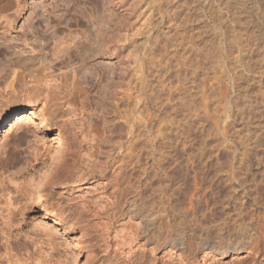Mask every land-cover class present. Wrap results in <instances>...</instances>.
<instances>
[{"label": "rangeland", "instance_id": "obj_1", "mask_svg": "<svg viewBox=\"0 0 264 264\" xmlns=\"http://www.w3.org/2000/svg\"><path fill=\"white\" fill-rule=\"evenodd\" d=\"M8 18L13 19V22ZM93 25L107 27L108 36H113L109 38L111 55L97 57L87 64L82 62L76 64L74 60L73 66L66 63L68 60L62 64L54 59L52 54L57 49L56 42L70 36L73 37L72 40L74 38L77 40L84 35L85 30L88 32L89 29L92 30ZM95 34L94 31L92 36L94 37ZM119 35L125 37L123 46L118 42ZM149 51L151 55H148ZM154 51L157 56L154 55ZM144 53L148 58L150 56L152 58H145ZM236 54L242 59L236 58ZM153 57L159 59L154 60ZM167 59L172 62L171 65L175 62L181 64L180 69L174 65V68L170 69L172 73L167 78L169 77L170 80L179 78L184 92L187 91L184 87H188H186L189 95L188 103L186 102L188 105L178 106L180 104L177 98L179 95L176 96L178 93L174 95V99L178 102L172 100L179 111L177 114L172 113L176 115V120L182 121L183 115L186 116L187 113L191 115L185 117L190 122L185 129L188 130L187 133L180 132V136H172L174 143L172 141L173 146L170 144L169 148L165 147L166 139H157L153 143L152 135L136 136L128 141L126 127L116 124L120 121L118 114L113 116L115 118L113 122L112 120L109 122L110 128L114 129L112 142H106L104 146L101 144L105 151L115 153L114 151L118 149L113 145V141L116 142L120 137H123L129 149L131 139L135 143L136 147L133 148L136 152L139 151L140 161L136 163L129 160L128 163H133L129 164V168L132 169H128L131 171L125 176L126 182H124V186H129L131 189L135 188L136 180H141L140 184L139 182L135 184L136 187L146 181L145 175L140 171H144L145 168L153 169L154 156L167 153L166 148L176 153L175 157L178 160L174 162L171 160L164 165L168 166L166 168L171 176L168 173L165 175L164 170L159 169H155V172L151 170L149 176L153 179L146 176L149 185L158 180L156 184L157 186L159 184V187L153 184L154 192L153 185L148 188L149 185L145 182L147 188L142 189L145 193L128 192L125 195L129 202L136 199L138 203L147 202L145 206L149 207L151 204V211L156 215L152 216L156 224L150 229L146 218L126 214L127 208L123 203L125 198L120 195L116 196L119 200L116 204L122 203L124 214L116 217L108 214L94 217L83 212L80 206L76 208L70 204L59 193L50 194L46 189L45 192L38 191L35 183L43 177L39 171L42 173L47 171L42 168L45 167L44 161H47L50 153L57 154L59 146L70 137L67 128L63 126V120L69 116L65 112L69 101L62 103L66 104L65 106L60 105L63 99L58 100L52 90L50 99H45L44 85H40L44 92L37 91V87L28 88L33 76L42 77L48 71L44 67H49L50 64L51 66L55 64L54 68L50 69L55 71L54 74L52 72L55 79L66 75L71 77L73 70H77L78 78L82 81L84 89L86 88V94L89 93L87 95L90 96L86 99L87 95H82L79 99L88 102L87 104L90 103L91 109L95 108L94 112L87 115L86 120L90 121L89 123L86 121V124H91L90 122L95 120L100 124L105 120L102 118L104 111L101 110L112 108V104L107 100L110 92L102 89L105 80L103 81L97 72L104 68L109 70L108 66L106 67L109 65L114 74L113 80L117 81L119 89L126 90L127 83L134 78L133 68L142 63L141 70L147 71L148 82L154 83L152 80L155 78L150 70H157V62ZM22 65H25L26 69L23 74L26 78L23 81L27 79L29 83L27 81L28 85H25L26 81L25 83L22 81L21 86L16 83L15 76L21 71ZM73 67L75 68L72 69ZM88 67L95 68L96 72L90 71L93 76L88 72ZM120 74L122 80H119ZM217 75L223 77L220 81L223 85L220 84L219 91L214 88L216 93L215 91L209 93L211 100L208 101L210 104L207 103L208 108L200 98L197 85L205 81L206 88H209V85L216 84L218 78L221 79ZM100 77L103 84L99 80ZM46 78L42 79V82L48 83ZM167 78V84L171 85ZM146 81L147 78L145 85H147ZM89 83L95 84L94 88ZM101 90L106 91L108 96ZM119 95L120 93L117 97H120ZM192 99H195L196 105L191 101ZM126 102L125 117L130 119V116L132 119L133 112L129 113L132 110L128 109V112L127 108L134 104L130 102L126 104ZM33 106L39 112L25 120L20 129L14 126L16 130L13 131L11 126H8L10 129L7 128V131L0 135V206L6 207L8 199L13 200L12 198L19 193L16 187L19 186L18 188L21 187L23 190L25 187L28 188V184L35 187L32 202L29 201L24 207L23 216L21 217L20 214L17 220L13 221L11 231L6 233L0 230V264H264V251L255 248V238H252L254 241L248 245V237L244 238L245 240L236 237L235 230L229 233L232 239L231 241L227 239V245L237 243L238 249H230L228 255L223 256L219 250L214 251L213 248L207 257V262H203L202 257L210 249H204L199 245L196 237H191L194 241L188 250L184 245L179 244L180 241L175 242L177 246H174V242L170 239L176 233L174 222H178L177 224L180 223L179 221L183 222L177 228L187 233L184 238L186 240L190 235L194 236L193 229L201 236L217 233L216 230L219 231L225 220H231L236 216L241 190L236 189L237 184L233 179H229V174L239 170L241 158H246L247 155L249 158L247 159L249 163L246 161L245 164L251 166V172L247 171L248 168L243 169L247 172L246 175L249 174V177L253 175L258 179L262 176L259 173L264 170V0H0V117L10 120L23 108ZM204 107L207 108L208 115L204 112ZM103 122L102 126H104ZM61 131L62 135L66 136L62 137ZM174 139L180 142L177 140L175 142ZM113 163L114 159L110 158L109 164ZM154 173L158 174L159 179L155 178L158 177L157 175L154 177ZM147 177L151 182H148ZM34 178L38 180L34 181ZM95 183L89 180L79 187H74V190L81 196L85 185ZM37 184L39 186V183ZM132 184L133 186H130ZM143 185L140 187H145ZM92 188H89L92 192L88 197L98 201V194L101 193ZM119 188L120 186L114 185L109 188V192L117 195ZM147 189H151L152 193ZM157 189L159 192H156ZM154 201L155 203L152 204ZM228 201L230 202L227 204ZM89 203L93 205L94 202ZM229 205L230 210L227 208ZM4 213H7L6 210ZM108 222H110L109 230L106 229L105 224ZM166 224L171 225L169 231ZM231 225L230 222V229H233L234 226ZM130 232L139 234L138 240L136 239L132 245L131 255L127 257L118 250L117 243H127L131 238H128ZM253 236L256 237L255 234ZM144 237L149 238V243H144L147 239ZM158 237L165 240L159 247L156 243ZM139 242L144 245L135 244ZM107 243L109 247H106ZM258 246L261 248L264 244L258 242ZM124 248L125 251L128 250L127 245ZM179 251L184 253L183 259L169 257L170 253L176 256Z\"/></svg>", "mask_w": 264, "mask_h": 264}, {"label": "bare ground", "instance_id": "obj_2", "mask_svg": "<svg viewBox=\"0 0 264 264\" xmlns=\"http://www.w3.org/2000/svg\"><path fill=\"white\" fill-rule=\"evenodd\" d=\"M8 20L13 22V19H11V18H8ZM93 26H92L93 27L92 30H93V32L94 31L96 32L94 37L92 36V34H93L92 30L89 29V32H88V30L87 31L85 30L84 32L82 31L84 33V35L82 37L80 36L77 40H75V38H74V40H72L73 37L70 36L68 38H66V37L62 38L60 40V42L58 41L59 43L56 42L55 47H57V49L52 54L54 59L59 60L58 63H62V64H65V62L68 60L66 63L68 65L73 66L75 64L73 62H75V61H76V64H77V62H80V63L82 62L83 64H87L90 62V60L92 61L97 57H102V56L107 55V54L111 55L112 54V48L109 44V42H110L109 38H112L113 36L112 37L108 36L107 33H109V31H108L107 27H105L103 25H93ZM118 37H119V40H118V38H117V40H118L119 44H121L123 46L124 42H125V37L123 35H121V36L119 35ZM76 38H77V36H76ZM157 43H160V42H157ZM155 45H157V44L155 43ZM239 48H240V46H239ZM239 48H238V51L240 50ZM153 50H151V51H153ZM113 51H115V50L113 49ZM151 51L148 52L149 54L147 52H145V53H147L148 55H151L150 54ZM154 55H156L155 51H154ZM235 57L241 58L240 55H237ZM145 58H148L146 54H145ZM150 58H152V56H150ZM150 58H148V59H150ZM155 58L153 57L154 60H155ZM153 59H151V60H153ZM156 59H159V58H156ZM185 60H186V58H185ZM235 61H236V59H235ZM157 63H158V65H157L158 69L157 70L155 69V67H154L155 70H153V69L150 70L149 68H147V70L149 69L152 74L150 72L149 73L155 78L153 80L151 79L152 81H154V83L148 82L147 76H149V75H147V71L145 72V71L141 70V68L143 66H142V63H140L136 68H133L135 70V72L133 71L134 72V75H133L134 78L132 79V81H129L127 83V89L126 90L125 89L124 90L119 89V87L117 85V81L113 80L112 75H114V74H113V71L110 70L109 65H106V67L108 66L109 70H106V68L103 67L104 70L97 72L98 74H100L98 76H101L103 81L105 80L103 82V81H101V77L99 79L101 81V83L102 82L104 83V84L102 83L103 84L102 89L107 90L108 93L109 92L110 93L108 94L104 90H101V91H104L106 95L107 94L109 95V96L107 95L108 99L106 97L105 98L108 101H110V103L112 104V108L107 107L104 110H101L102 112L104 111L103 115L105 116V117L104 116L102 117L105 119V120H102V122L104 121L103 122L104 126H102L103 124H101L102 123L101 121H100L101 123L99 124V122L98 123L95 122L96 120L94 121L93 118H92V120L94 122H90L91 124H88L90 120L89 121L86 120V118H88V116L92 112H94L93 110L95 108L91 109L90 103L87 104L88 102L85 103V102H83L82 99L81 100L79 99V97L81 98L82 95L84 96V95H87L89 93L86 94V92H85L86 88L84 89V86H82V81L79 80V78H78L79 74H78L77 70L74 69L75 67L72 68L74 70L72 72L71 77H67V75H66V76H63L60 78L59 77L61 75L60 74L58 76L59 78H57L59 80L58 81L57 79H55V76L53 75L55 71L53 72L50 70L51 68H54L53 66L55 64L53 66H51V64H50L49 67H44V68H47L48 71L45 72L44 75L42 74L43 75L42 77L41 76L36 77V75H34L33 78L30 80V83L32 82L33 84L31 83L30 85H28L27 79L25 80L26 83H25V81H23L26 78V76L23 75L25 70H26L24 67L25 65L21 66V71L19 73H17L15 76L17 84L21 85L22 81H23L25 83V85L26 84L28 85L27 86L28 88H36L37 87L36 89L39 92L41 90L43 91V89L40 87V85L41 86L44 85L43 87H45L44 90L46 91V98L45 99H47V100L50 99V92L52 90L53 92H55V96H56V98H58V100H59V98H61V100L63 99L62 100L63 102L59 101V102H61L60 105L62 103L64 104L65 102L69 101L68 102L69 105L65 109L67 116L68 115L69 116H68V118L63 120V126L65 129L67 128L66 131L68 130V132H69L68 134L70 137L69 138L65 137L67 139L66 140L64 139L65 141H63L64 143L62 142L63 144L61 143L62 146H59V148L57 147L58 149L56 148L58 150L57 154L52 153V154H54V155H52L50 153L47 161H44L45 167H42V168L44 171H46V170L47 171L43 172V173L41 171H39L41 176H43L42 179L39 181L37 178H34V181H35V179H37L39 181L38 182L36 180L37 181L36 183L34 181H32L35 183L36 189L37 188L39 189L38 191L43 190L42 192H45L44 190L46 189V191L48 193L50 192V194L59 193L60 196L64 199L68 200L70 202V204L74 205L76 208L80 206L83 209V212L92 214V215H94V217L95 216L100 217V216H102V214H108L112 217H116V216H120V215L124 214V212H123L124 206H122V203L118 202V204H116L117 201H119L117 199V197H118V195H120V196H123L122 197L123 199L125 198V201L123 203L125 204V208H127L126 214L138 215L139 217L142 216V217L146 218L148 221V228H150V229L152 228V226L154 224H156V223H154L155 219L152 217V216H156V215L151 211V207H152L151 204L148 207V205L145 206L147 204V202L145 203L144 201H142V203H138L136 201V199H133L129 202V199H127L125 195H127L128 192H131V193L132 192H136V193H143L144 192L145 193V191L142 192V189L144 190L145 188H147L146 185L144 184L145 182L147 183L146 176H149L152 171L155 172V169L164 170L163 173L165 175L169 174L168 173L169 170H167V168H166L168 166H164V165L166 163H170L171 160H173V162H174L175 160H178V159H177V157H175L176 153L171 152L172 151L171 149H167V148H169L168 145L172 144V141H173L172 136H180L179 135L180 132H183L184 134L187 133L188 130H185V129L189 125L190 122L185 117H187V115L189 117H191V115H189V113H187L186 116L183 115V119L181 121V119L176 120V117H175L176 115L174 116L172 114V113L177 114L179 112L177 110L178 109L177 106L174 105V101H172L174 99L175 93H178V94H176V96L179 95L177 97L178 100H180V104L178 103L179 104L178 106H184L186 104L188 96H189L187 93L188 87L183 86L185 88V91L187 90L186 92H184L182 90V82L179 78L176 79L177 81L175 80V78L173 79L175 81L168 79L169 77L167 78V76L170 73H172V72H170L171 71L170 69H173L174 65H176L175 67H178V69H180L181 64L180 63L175 64L176 63L175 62L174 65H171L172 62L168 59L166 61L160 60ZM183 63H184V61H183ZM236 63H238V60L236 61ZM243 63H244V61H243ZM239 64H240V62H239ZM240 65H242V63ZM196 67L198 68V66H196ZM44 68H42V69L45 70ZM88 68H89L88 72H90V71L96 72L95 68H93V67L92 68L88 67ZM52 72H53V74H52ZM178 73H180V72H178ZM85 74H86V72H85ZM90 74H91V72H90ZM90 74H88V75H90ZM91 75L93 76V73ZM47 76H51L52 78L47 79L46 78ZM94 76H96V75L94 74ZM217 77H220L221 79L219 80V78L217 79ZM217 77H215V79H217L216 84L209 85L210 86L209 88H206L205 81H201V85H197L198 90H199L198 93H200V98L203 99L202 102H203V104H205V107H208L207 103L209 100H211V98H209V97H211V95H209V93L211 94L213 91H215L216 89L214 90V88H217V91H219L218 88H220V84L222 83V82L220 83V81L222 80L223 77L218 76V75H217ZM45 78L47 79L48 83L46 81H45L46 83L42 82V79L45 80ZM91 78H93V77H91ZM146 78H147V81H146L147 85H145ZM166 78L168 79L167 81H169L168 83H171V85L167 84ZM119 80H122V74L119 75ZM211 82L213 83V81H211ZM24 83H23V85H24ZM28 83H29V81H28ZM91 83H92V81H91ZM91 83H89V85ZM221 85H223V84H221ZM11 86H13V84H11ZM90 86H92L94 88L95 84H91ZM87 88H88V86H87ZM221 92H222V88H221ZM62 93H64V94H62ZM118 93H120V95H119L120 97H117ZM215 93H216V91H215ZM190 94H191V92H190ZM87 97L89 98L90 96L87 95L85 98L87 99ZM53 100H55V99H53ZM126 100H127V102H126ZM86 101H88V100H86ZM175 101L178 102L177 100H175ZM191 101H193V103L196 105V102H194L195 99L194 100L192 99ZM125 102H126V104H128V102L134 104V105H132V107H130V108L135 107L134 109L127 108V111H128V109H129V111L132 110L131 112L128 111L129 113L133 112L132 115L129 114L132 116V119L129 115L128 116L130 119L125 117V109H124V108H126V107H124ZM208 104H210V103H208ZM65 105H63V106H65ZM176 105H177V103H176ZM186 105H188V104H186ZM126 106L128 107V105H126ZM187 110H188V108H187ZM38 112L39 111H37V109L33 106V107H29V108H27V107L23 108V110L21 112L14 115L15 119H13L14 117H12L10 120H8L7 118L4 119V118L0 117V135H3V133H5L7 131V128L10 129V127H8V126H11V129H13V131H15L16 128L20 129V127H22V123L25 120H28L31 116L35 115ZM204 112H206V114L208 115L207 108L204 109ZM94 114L95 113H93V115ZM118 114L120 115V121L116 122V124L119 123V125L120 126L122 125L123 128L126 127L125 130L127 133L128 141H130V138L133 139V138H136V136L141 137L143 135H147V136L152 135L153 136V138H152L153 143L157 139H163V140L166 139V141H164V143H165V147L167 146V148H166L167 153H160L158 157H156V156L153 157V162H152L153 167L152 166L151 167L154 170L151 169L152 170L151 171L150 169H147L144 166V168H145L144 171H140V172H143V175H145L146 181L142 182L144 185L141 184V185L136 187V185H135L136 183H138V182H139V184L141 183V180H139V181L136 180L137 182L136 181H135V183L133 182L134 186H135V188L133 187V189H131L129 186L125 187L124 182H126L125 176L127 175L128 172L131 171V170L128 171V169H132V168H129V166L132 165L133 163L132 164L128 163L129 160H130V162H132V160H133L136 163L140 161V154L138 153L139 151L136 152L135 149L133 148L135 143L131 139V146H130L131 148L130 149H132V151H130L129 147L125 145V140L123 139V137H120V139H118L116 142L113 141V145H116L117 149H118V151H114L115 153H111L107 150H106L107 151L106 152L104 147L102 148V146H101V144L103 145L106 142H109V143L112 142L113 137L111 138V136H113V132H114L113 130L114 129L110 128L111 125L109 124V122L111 120L113 122L114 121L113 119H115V118H113V116L115 117V115H118ZM50 115H51V113H50ZM134 115H136L134 117L135 119H133ZM196 117H195V119H196ZM89 118L91 119V117H89ZM179 118H181V117H179ZM86 121L88 122L87 124H86ZM126 122H128L129 124L128 123L126 124ZM78 124H81V125H78ZM116 124H113V125L115 126ZM23 127H24V125H23ZM183 133H181V134H183ZM62 134H63V132L61 131V135ZM63 136H66V135H62V137ZM183 136H185V135H183ZM177 139H178V137H177ZM176 140H175V142L179 141V140H177V141ZM57 141H60V140H57ZM181 141H182V139H181ZM173 143H174V141H173ZM178 145H180V144L178 143ZM172 146H173V144H172ZM134 147H136V146H134ZM169 150H171V151H169ZM105 155H106V157H104ZM247 157H248V155H247ZM247 157L241 158L239 170H237L236 173L234 172L232 174H229V176H230L229 179L230 180L233 179L235 181V183L237 184L236 189H240L242 192L241 193L238 191L240 193L239 199H238V197L235 198V196H234L235 199L239 200L238 204H237V209L234 208V209H236V211H235L236 216L231 218V220H225L223 225L219 228V231L216 230L217 233H215V232L209 233V234L205 233L206 234L205 236H201L200 234L197 233V231H195L193 229L194 236L190 235V238H188L186 240H184V238L187 235V233L183 232L182 230L177 228V226L179 227V225L180 224L182 225L183 222L179 221L180 222L179 224H177L178 222L177 223L174 222L173 224H175L176 233L174 234L175 236L170 238L171 242H174L173 244H175V242L177 243V241H180L179 244L184 245L185 248L188 250V249H190V247L192 246L193 241H194V240L192 241L191 237H196L197 243L199 245H201L204 249H210V251L207 252L206 255H204L202 257V261L207 262L206 261L207 257L209 255V253H211L213 248H214V251L219 250L223 256H227L228 251L230 249H232V250L238 249L239 246L236 245L237 243L234 242V240H233V242L236 244L227 245L228 244L227 239H228V241L229 240L231 241V239H232L231 235L229 233H232L233 232L232 230H235L234 234L236 235V237L241 238V239L242 238L247 239V237H248V239H247V240H249V241H247L248 245L251 244V242L255 240L256 241L255 248H257L258 251L259 250L264 251V246L261 248L258 246V242L264 244V170L259 173V174H262L260 179H258V177H255L253 175H252V177H249L248 176L249 174L246 175L247 172H244L243 169L248 168L247 171L251 172V166H249V164L247 165V163L245 164V162L246 161L248 162V160H249V158H247ZM110 158L114 159V163L112 165L109 164ZM136 165H138V164H136ZM159 166L163 169H160ZM151 167H149V168H151ZM136 169H137V167H136ZM137 172H134V174ZM160 174H161V172H160ZM256 174H254V175H256ZM156 175L158 176V174L154 173V177ZM169 175L171 176V174H169ZM152 176H153V174H152ZM161 176H162V174H161ZM140 177H141V175H140ZM149 177H147L148 182H151V181H149ZM40 178L41 177L39 176V179ZM138 178H139V176H138ZM151 178L152 177H150V179ZM155 178L159 179V176L155 177ZM89 180H91L92 182H96V183L93 185L92 184L85 185V187L82 189L83 190V194H82L83 196L81 195L82 196L81 197L80 195H78L79 193L77 194V192H75L74 187H76V186L79 187V185H81L83 182L85 183ZM157 181L158 180H156V183H157ZM34 183H32V184H34ZM37 183H39V186ZM156 183H152V185L155 184L156 187H159V184L157 186ZM147 184L149 185V183H147ZM231 184H234V183L232 182ZM114 185H115V187L120 186V188L118 190L119 193L117 195H115L111 191L109 192V188L113 187ZM142 185L145 187H143V188L140 187ZM152 185H149L148 188ZM130 186H133V184ZM153 186H152V190L154 192L153 188H155V186L154 187ZM18 187H16L18 189V191L17 190L16 191L19 193L17 194V192H16L17 195H15V197L12 198L13 200H11V198L9 197L10 199H8L9 201H7V206L6 207H5V205H4V207L0 206V230L3 232H6V233L8 231H11V226L15 222L14 220H17V216L20 214H21V217L23 216L22 214H23V211L25 209L24 207H26L29 204V201H31V199L33 198L32 196H33L35 187H31L29 184H28V188L25 187V190H23L21 187L20 188H18ZM92 187H94L95 189H97L99 191L101 190L100 192L98 191V193H101V194L97 193L99 195V197L96 195L99 199L98 201H96V199H92V198L90 199L88 197V194H90L92 192V190H89V188H92ZM229 188H230V186H229ZM95 189H93V190H95ZM132 190H135V191H132ZM147 190H149V189H147ZM159 190H160V188H159ZM149 191H150V193H152L151 189ZM233 191H235V190H233ZM42 192H40V193H42ZM156 192H159L158 189ZM140 195H142V194H140ZM226 197H228V196H226ZM92 200H94V201H92ZM220 201H222V199ZM89 202H94V203H93V205H90ZM229 202L230 201H228L227 204ZM154 203H155V201L152 204H154ZM5 204H6V202H5ZM19 204H21V205H19ZM230 205H229V207H227V208H229V210H230ZM234 207H236V206H234ZM232 208H231V210H232ZM191 209L193 210V207ZM5 210L7 212L6 214L4 213ZM188 210H190V209L188 208ZM194 213H192V214L194 215ZM152 214H154V215H152ZM184 216H187V215H184ZM187 217H189V216H187ZM191 219H192V217H191ZM18 221H19V219H18ZM230 222L232 224L231 226H234L233 229H230V226H229ZM105 224L107 225V227L105 226L106 229L109 230L110 222L105 223ZM165 226H167V230L169 231L168 228L171 225L166 224ZM252 233L255 234L256 237H254V236L252 237V235H253ZM129 234H131L132 236L131 235L128 236V238L129 237H131V238L127 241V243H125V242H122V244L117 243L118 250H121L122 253H125L127 257H129L131 255L132 245L134 244V242L138 238L139 233L137 234L135 232H132V233L130 232ZM234 234H232V236ZM144 238L146 239L147 237H144ZM238 238H236V239H238ZM252 238H255V239L253 240ZM156 241H157L156 243H158V247H159L160 245H162V241L164 242L165 240L164 239L162 240V237H158ZM145 242L149 243V238H147L144 241V243ZM225 242H226V244H225ZM240 242H241V240H240ZM243 243L246 245L245 241ZM107 244H108V246H106V247H109V243H107ZM135 244H138L137 246L144 245L143 243H140V242L135 243ZM125 245H127V248H128V250L126 249L127 251H125V248H124ZM174 246H177V245L175 244ZM151 248L153 249V247H151ZM255 248H254V250H255ZM183 256H184L183 252L178 253L176 256L171 254V253L169 255L170 258L177 257L179 259H183Z\"/></svg>", "mask_w": 264, "mask_h": 264}]
</instances>
